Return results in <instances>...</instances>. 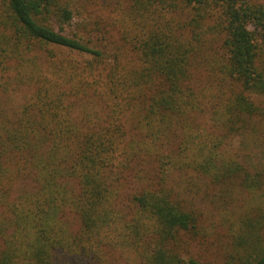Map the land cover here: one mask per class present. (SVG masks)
<instances>
[{"label":"trees","instance_id":"trees-1","mask_svg":"<svg viewBox=\"0 0 264 264\" xmlns=\"http://www.w3.org/2000/svg\"><path fill=\"white\" fill-rule=\"evenodd\" d=\"M262 130L264 0H0V264H264Z\"/></svg>","mask_w":264,"mask_h":264},{"label":"rangeland","instance_id":"rangeland-1","mask_svg":"<svg viewBox=\"0 0 264 264\" xmlns=\"http://www.w3.org/2000/svg\"><path fill=\"white\" fill-rule=\"evenodd\" d=\"M98 8H99L98 6L95 8L94 7H85L86 11L84 13H80L79 15H77L76 19H80V20L81 19H88V16H91L92 19H94L96 10ZM110 9H112V7H110ZM106 10H108V9H106ZM90 27L92 30H90L89 38L91 37L93 39V42L97 45L101 46L102 44H104V46H105L104 48H106V51L109 53L111 50V45H108V44H109V41L111 38H109L110 36L107 33H105V29L102 28V23H101V25L98 26L99 27L98 31L94 30L93 26H90ZM80 32H81V30H80ZM79 34H82V33H79ZM4 99H5V104L3 106V111L8 112L10 115V113L23 102V99H24L23 91L13 92V93L9 94L7 97H5ZM262 131L264 132V130H262ZM251 147L249 149H251ZM26 189H34V183L32 180L25 179V180H21V181L17 182V184L14 187L13 195L18 194V193H20ZM197 206L200 209H202L204 212H208V214L212 215L213 212H211L209 210L210 207H209V204L207 202L204 203V201L201 200L200 202L197 203ZM2 213H3L2 209H0V217H1ZM216 214H217L216 218H218L219 217L218 212H216ZM122 264H133V263L122 262Z\"/></svg>","mask_w":264,"mask_h":264}]
</instances>
